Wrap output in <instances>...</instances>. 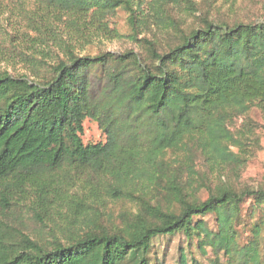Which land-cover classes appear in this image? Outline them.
I'll list each match as a JSON object with an SVG mask.
<instances>
[{
    "label": "trees",
    "instance_id": "1",
    "mask_svg": "<svg viewBox=\"0 0 264 264\" xmlns=\"http://www.w3.org/2000/svg\"><path fill=\"white\" fill-rule=\"evenodd\" d=\"M34 1L78 32L106 28L120 6L135 21L128 0ZM139 43L95 55L67 44L32 78L0 72V182L31 194L36 211L66 201L63 187L47 189L39 175L68 168L88 175L92 203L104 195L134 207L121 227L88 219L49 246L0 219V264H166L152 250L176 235L173 264H264V187L236 189L220 172L264 150L247 117L264 114V11L203 19L165 48ZM86 120L103 139L83 140Z\"/></svg>",
    "mask_w": 264,
    "mask_h": 264
},
{
    "label": "rangeland",
    "instance_id": "2",
    "mask_svg": "<svg viewBox=\"0 0 264 264\" xmlns=\"http://www.w3.org/2000/svg\"><path fill=\"white\" fill-rule=\"evenodd\" d=\"M135 13V21L129 19L126 7H118L107 17L106 28H85L75 31L66 17L52 8L34 0H0V72L12 76L24 75L32 78L33 68L42 64H53L64 56V46L69 44L78 54L95 55L102 51L122 52L138 50L143 38L155 42L159 47L175 43L181 31L198 27L201 20L245 21L253 14L261 15V0H128ZM264 146V114L257 110L248 113ZM241 119L237 120V124ZM102 138L97 125L86 120L83 140L95 142ZM235 152H238L234 148ZM197 170H205L202 158L196 155ZM228 166V167H227ZM221 180L236 189L264 187V150L261 147L245 155V161L234 166L227 165ZM219 172V171H218ZM216 172V173H218ZM42 183L50 190L63 187L66 201L48 204L34 211V202L23 188H6L0 182V195H7L6 204L0 198V219L10 228L20 230L39 243L49 246L57 238L64 240L68 231L84 226L90 219L107 229L121 227L120 214L134 210L130 203L102 198L92 203L86 194L88 175L78 174L68 168L45 172ZM217 180V176H216ZM91 181V180H89ZM201 189V188H199ZM31 191V190H30ZM200 198L206 193L199 191ZM74 199L76 201H68ZM246 206V205H245ZM209 219V218H208ZM210 221V220H209ZM157 253L164 254L166 264H173L176 246L182 241L180 235L170 239L161 238Z\"/></svg>",
    "mask_w": 264,
    "mask_h": 264
}]
</instances>
